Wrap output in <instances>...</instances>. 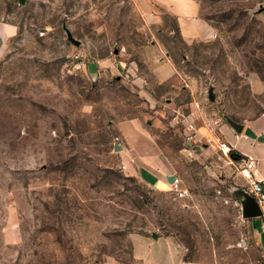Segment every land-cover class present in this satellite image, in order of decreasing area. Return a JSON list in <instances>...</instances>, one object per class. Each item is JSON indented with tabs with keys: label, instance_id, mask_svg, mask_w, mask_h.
I'll list each match as a JSON object with an SVG mask.
<instances>
[{
	"label": "rangeland",
	"instance_id": "1",
	"mask_svg": "<svg viewBox=\"0 0 264 264\" xmlns=\"http://www.w3.org/2000/svg\"><path fill=\"white\" fill-rule=\"evenodd\" d=\"M197 2L216 37L150 0H0V264H140L163 236L185 262L256 256L247 172L217 142L264 112V0ZM131 120L184 197L123 167Z\"/></svg>",
	"mask_w": 264,
	"mask_h": 264
},
{
	"label": "crops",
	"instance_id": "2",
	"mask_svg": "<svg viewBox=\"0 0 264 264\" xmlns=\"http://www.w3.org/2000/svg\"><path fill=\"white\" fill-rule=\"evenodd\" d=\"M150 2L174 16L184 39H206L214 33L210 24L200 16L197 0ZM263 89L264 84L260 82V90ZM237 123L241 124L240 130L234 129L228 120L221 122L218 125L219 138L227 142L241 158L252 160L253 166L244 170L251 178L264 180V112ZM118 127L127 154L122 161L123 167L135 169L140 179L153 187H167L174 174L164 160L162 151L151 143L150 135L135 120L120 122ZM192 140H196V135H192ZM259 209V216L249 218L252 225L249 246L257 254L245 264H264V203L259 205ZM181 252V245L173 236L143 237L136 240L134 247V257L140 264H205L181 261Z\"/></svg>",
	"mask_w": 264,
	"mask_h": 264
},
{
	"label": "built area",
	"instance_id": "3",
	"mask_svg": "<svg viewBox=\"0 0 264 264\" xmlns=\"http://www.w3.org/2000/svg\"><path fill=\"white\" fill-rule=\"evenodd\" d=\"M212 36L216 37V33L214 32ZM189 127L191 128L192 126L189 124ZM187 138L192 139V134L188 135ZM217 145L223 154L230 155V152L232 150L227 142L218 140ZM238 161L242 162L243 170H248L253 166V162L251 159L240 158ZM245 176L247 179L248 193L256 200L258 205H261L262 203H264V180L251 178L249 174H246ZM170 185L172 186V189L177 198L184 197L187 194V189L181 186V182L178 177L173 176ZM262 227L264 229V222H262Z\"/></svg>",
	"mask_w": 264,
	"mask_h": 264
},
{
	"label": "water",
	"instance_id": "4",
	"mask_svg": "<svg viewBox=\"0 0 264 264\" xmlns=\"http://www.w3.org/2000/svg\"><path fill=\"white\" fill-rule=\"evenodd\" d=\"M228 122L234 129L236 130L241 129V124L230 119H228ZM169 181L170 182L172 181V177L169 179ZM244 197H245L244 205H243L244 216L248 218L259 216L261 214V210L259 209V205L256 202V200L248 194H245Z\"/></svg>",
	"mask_w": 264,
	"mask_h": 264
},
{
	"label": "trees",
	"instance_id": "5",
	"mask_svg": "<svg viewBox=\"0 0 264 264\" xmlns=\"http://www.w3.org/2000/svg\"><path fill=\"white\" fill-rule=\"evenodd\" d=\"M204 20H206L207 21V17H204L203 18ZM208 22V21H207ZM209 23V22H208ZM210 24V26L212 27V28H216V26L215 25H213V24H211V23H209ZM230 157L232 158V159H234V160H239L240 158H241V155L239 154V153H237V152H235V151H231L230 152ZM248 195H250V194H248Z\"/></svg>",
	"mask_w": 264,
	"mask_h": 264
}]
</instances>
